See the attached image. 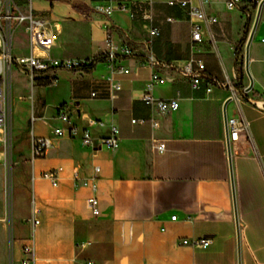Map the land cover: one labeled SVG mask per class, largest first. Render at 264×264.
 Segmentation results:
<instances>
[{"label":"crops","instance_id":"crops-1","mask_svg":"<svg viewBox=\"0 0 264 264\" xmlns=\"http://www.w3.org/2000/svg\"><path fill=\"white\" fill-rule=\"evenodd\" d=\"M189 1L216 17L202 22L197 42L191 40L188 13L178 0H16L20 9L30 3L33 11L54 23L52 55L92 57L105 47L107 35L129 44L133 54L120 59L129 72L114 74L120 88L113 98L88 95L90 79L109 69L102 59L86 73L58 70L55 92L47 96L41 91L50 84L40 77L30 86L32 92L14 93L26 102L33 120L49 126L47 131H31L47 136L50 145L43 155L32 157L26 140V151L13 155V264H264V111L239 97L240 88L249 83L244 48L256 11L254 0H241L231 9L225 0ZM95 2L110 5L111 11L95 10ZM120 2L127 8L120 9ZM142 11L150 12V22L141 17ZM263 21L264 2L247 48L251 98H264ZM149 23L158 28L149 44L156 57L201 58L204 72L222 84L212 83L206 91L203 81L192 88L186 77L159 66L162 79L152 93L177 97L178 106L165 113L151 110L140 96L152 68L136 63L148 50ZM15 31L26 38L22 26ZM34 48L36 54H50ZM74 78L82 81L70 84ZM61 103L69 106L71 121L90 130L91 144L52 135L50 126L62 123L55 117ZM223 106L226 117L246 121L245 134L229 140L230 165ZM82 112L103 125L89 123ZM149 115L157 118L156 126L129 121L131 116ZM111 124L119 135L113 148L98 142ZM158 141L164 143L162 150L154 146ZM95 165L94 215L86 201L91 190L82 181L90 178ZM50 168L57 171L54 184L42 175ZM183 236H205L209 243H182Z\"/></svg>","mask_w":264,"mask_h":264},{"label":"built area","instance_id":"built-area-1","mask_svg":"<svg viewBox=\"0 0 264 264\" xmlns=\"http://www.w3.org/2000/svg\"><path fill=\"white\" fill-rule=\"evenodd\" d=\"M172 2L173 0H168ZM241 0H225L224 5L227 9H231L239 4ZM178 2L186 7L189 22L191 26L190 37L193 42L201 40V28L204 20H215L214 15H206L204 11L197 5L191 3L189 0H178ZM259 0H254V7H257ZM93 8L97 11H102L108 14L111 11V6L95 2ZM120 9H125L127 6L124 2L118 4ZM261 8V7H260ZM141 17L147 21H151V14L149 11H142ZM264 23V21H263ZM22 26L26 34V40L31 50L27 53H17L12 50V35L17 27ZM158 32L156 25L149 23L147 27L146 44L148 50L145 54L136 59L137 65L147 66L152 68L145 83L144 89L141 92L142 101L149 106V108L157 113H165L174 110L178 106V99L174 96L158 97L153 95L152 86L160 81L157 67L168 66L174 69L180 76L186 77L192 88H198L201 82L206 81L204 86L206 91L211 89L212 83L222 82L211 78L204 72V62L201 58L189 56L181 60H164L156 57L149 49L151 37ZM57 36V31L54 23L40 12L33 11L29 5L20 9L16 6L13 0H0V127H9L11 123L10 115V95L11 83L10 72L12 68H16L28 79L30 86L35 82V79L40 77L46 80L48 84H56L58 80V70H67L73 72H87L85 66L100 58L107 63L109 69L99 77L90 79L89 97L113 98L116 96V91L120 88L118 79L114 74L129 72V68L121 64L120 59L123 57H130L133 54V48L124 42L115 41L110 35L105 37V47L101 52L88 58L56 56L52 54H34L32 48L38 47L47 50L54 42ZM260 40L264 41V34L260 36ZM239 97L246 98L250 103L259 107L264 111V98H251L247 96V88L243 86L239 90ZM81 116L86 117L89 123L103 125L99 118L87 116L85 112ZM55 117L62 123L51 125L50 132L56 137L72 138L78 137L80 142L89 145L92 142V134L86 126H78L74 121H71V111L67 103L58 104L55 108ZM30 119L34 116L31 114ZM131 123L148 122L151 127L158 124L156 117L149 116H131L129 118ZM227 136L229 140H236L240 135L246 132V121L243 117L229 116L226 117ZM119 140L118 127L114 124L109 126V132L98 138V142L106 147L113 148L117 146ZM50 145V140L45 135L33 134L29 136V146L32 157L41 156L45 153ZM155 148L162 150L164 143L158 141L154 144ZM93 174L89 179H84L83 184H87L91 193L87 196L86 201L92 214L98 212V198L95 194L96 178L98 166H94ZM42 175L49 178L54 184L57 180V171L55 168L44 170ZM77 178L76 174L74 175ZM171 218L175 214L170 215ZM182 243L191 245L206 246L209 243V238L201 237H181ZM27 251H31L28 245H25Z\"/></svg>","mask_w":264,"mask_h":264},{"label":"rangeland","instance_id":"rangeland-1","mask_svg":"<svg viewBox=\"0 0 264 264\" xmlns=\"http://www.w3.org/2000/svg\"><path fill=\"white\" fill-rule=\"evenodd\" d=\"M13 1L16 2V0ZM12 50L18 53H26L31 50L25 36L19 33V31H15L12 35ZM47 51L50 54H55V49L52 46ZM32 53H36L35 48H32ZM81 81L75 78L69 80L70 84ZM10 83L11 124L6 128L0 127V264H13L12 256L10 258V250H12L13 246L10 224V190L13 155L16 150L26 151V140L29 143L32 127L36 131H47L49 127L40 120H31L26 102L24 100L20 102L13 96L15 92H32L26 76L16 68H12L10 72ZM55 88L56 84H50L44 87V90L41 92H46L45 94L47 96L51 92H55ZM34 92L39 91L35 90Z\"/></svg>","mask_w":264,"mask_h":264},{"label":"water","instance_id":"water-1","mask_svg":"<svg viewBox=\"0 0 264 264\" xmlns=\"http://www.w3.org/2000/svg\"><path fill=\"white\" fill-rule=\"evenodd\" d=\"M264 2V0H259L258 4H257V7H256V11H255V15H254V18H253V22H252V25H251V28L249 30V33L247 35V38H246V41H245V48H244V68H245V71L247 73V76L249 78V83L247 84L246 88H249L250 85H251V75L248 71V68H247V59H248V53H247V48H248V43H249V40L251 38V35H252V32H253V28L256 24V21H257V18H258V14H259V11H260V7H261V4ZM223 125H224V133H225V143H226V152H227V159H228V164L230 165V157H229V141H228V136H227V124H226V115L224 113V106H223ZM230 182H231V192H232V201H233V209H234V214H235V205H234V202H235V199H234V192H233V185H232V175H231V172H230ZM235 220H236V214H235ZM236 241H237V246L239 244V231H238V224H237V221H236Z\"/></svg>","mask_w":264,"mask_h":264},{"label":"trees","instance_id":"trees-1","mask_svg":"<svg viewBox=\"0 0 264 264\" xmlns=\"http://www.w3.org/2000/svg\"><path fill=\"white\" fill-rule=\"evenodd\" d=\"M97 59H101L100 56H98V57L96 58V60H97ZM93 65H94V62H91V63H89V64H87V65L85 66V69H86V70H90V69L93 67ZM45 84H48V83L45 82Z\"/></svg>","mask_w":264,"mask_h":264}]
</instances>
